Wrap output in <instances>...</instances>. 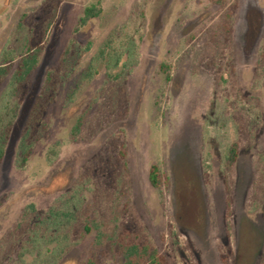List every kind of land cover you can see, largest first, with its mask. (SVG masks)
I'll return each mask as SVG.
<instances>
[{
	"label": "rangeland",
	"instance_id": "1",
	"mask_svg": "<svg viewBox=\"0 0 264 264\" xmlns=\"http://www.w3.org/2000/svg\"><path fill=\"white\" fill-rule=\"evenodd\" d=\"M55 1L0 0V65L12 53L17 67L35 42L31 28ZM225 3L61 1L26 96H14L12 77L0 88V134L11 126L0 164V264H88L89 257L121 264L122 247L134 243L158 249L170 264H261L264 0ZM91 4L99 14L81 25ZM38 29L41 38L44 23ZM71 43L80 54L76 75L47 108L20 169L30 109ZM101 50L121 56L113 72H124L120 84L108 78ZM90 63L97 75L76 88ZM124 102L127 113L119 118ZM233 143L239 159L230 166ZM152 164L169 177L168 187L150 185ZM74 204L67 237L51 236L48 214ZM87 222L94 230L82 237Z\"/></svg>",
	"mask_w": 264,
	"mask_h": 264
},
{
	"label": "trees",
	"instance_id": "2",
	"mask_svg": "<svg viewBox=\"0 0 264 264\" xmlns=\"http://www.w3.org/2000/svg\"><path fill=\"white\" fill-rule=\"evenodd\" d=\"M62 0L55 1L50 8L45 11V19L44 16L40 17L38 22L36 23V27L32 29L31 41L34 40L32 44H30L19 56V62L17 67L14 69V62L16 58L12 53L4 54V63L0 65V88L7 81L9 77H12V86L13 93L15 97L26 96L28 93L26 84L29 82L30 76L32 72L37 67L39 56L43 49V42L46 40L47 35L52 28L57 15L58 8ZM214 5L219 7H225V0H210ZM96 5L91 4L87 6L84 10V17L81 18L80 24L84 25L85 22L90 19L97 17L99 11L96 10ZM232 13L228 12L226 14L227 23L224 25L227 33L231 32L230 20ZM27 16H24L26 18ZM45 20V21H44ZM41 23H44V30L41 38H38L37 33H39V26ZM31 43V42H30ZM133 51V50H132ZM131 51V52H132ZM130 52V53H131ZM110 53H107L104 50L100 51L99 57L103 59V66H106L107 76L108 78H112L120 84L121 79L123 78L124 72L119 71L114 74L113 72L119 68L121 56H116L115 58L110 57ZM80 54L76 49L74 43L69 44L64 52L62 53L59 64L57 65V69L54 71H49L46 75L44 89L40 93V95L34 101L28 116V120L26 125L24 126L21 134L20 144H19V162L17 163V167L22 169L28 163V160L32 154L33 148L35 144L38 142L39 138L37 136V131L39 126L43 127L42 119L44 114L49 107V105L55 101L57 93L60 88L63 87L64 83L67 79L76 75V67L79 61ZM129 58H134L135 56L131 53L128 55ZM112 58L111 62L109 59ZM128 58V59H129ZM135 60V59H134ZM133 60V62H134ZM132 63V62H131ZM125 65V64H123ZM132 65V64H131ZM128 65H125L127 67ZM97 66H93V64H88L85 69H83L80 74L77 76L76 88H81L85 83L90 82L95 75H97L98 70L95 68ZM163 70H167V66L165 64L161 65ZM169 78V76H168ZM113 85V86H117ZM72 94V93H71ZM127 102L122 103L119 108V118L124 117L127 113ZM92 112V111H91ZM89 112L80 116L72 128V136L73 139L79 135L81 129L85 123V119ZM100 122L103 124L104 118ZM108 127H110V122H107ZM102 128V127H101ZM99 128V131L100 129ZM106 129V128H105ZM98 132V131H97ZM11 134V126H6L2 133L0 134V164L2 163L5 156V148L6 144L10 138ZM124 148V146H123ZM239 150L240 146L238 143H233L228 151H227V162L230 166H233L237 163L239 159ZM120 155L125 159L126 153L124 151L120 152ZM127 169V165H126ZM149 183L154 189H161L163 186L168 187L169 185V177L161 170L159 164H152L149 169ZM73 207L79 209V206L74 204L73 206L66 207V209H57L51 210L48 214V218L45 219V225L50 224L48 226V230L52 232L51 236L55 235L61 236L68 235V230L70 225L73 224ZM91 217V215H89ZM90 222H87L83 226V231L81 232L82 237H85L86 234H90L94 230V225ZM49 234V233H48ZM48 234L45 233V238L48 237ZM47 239V238H46ZM98 242H100V237L97 238ZM121 264H170L168 259L160 253V251L156 248H153L149 244H126L122 247V253L120 258ZM88 264H95L94 259L89 257L87 262ZM260 263L264 264V251L260 257Z\"/></svg>",
	"mask_w": 264,
	"mask_h": 264
}]
</instances>
